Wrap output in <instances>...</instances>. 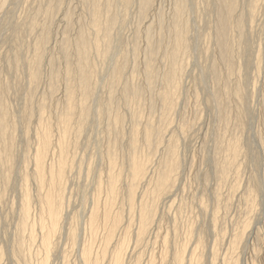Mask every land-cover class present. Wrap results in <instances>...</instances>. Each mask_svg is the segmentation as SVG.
Segmentation results:
<instances>
[{
	"label": "rangeland",
	"instance_id": "374dc122",
	"mask_svg": "<svg viewBox=\"0 0 264 264\" xmlns=\"http://www.w3.org/2000/svg\"><path fill=\"white\" fill-rule=\"evenodd\" d=\"M228 1L0 0V264H264V0Z\"/></svg>",
	"mask_w": 264,
	"mask_h": 264
},
{
	"label": "bare ground",
	"instance_id": "6f19581e",
	"mask_svg": "<svg viewBox=\"0 0 264 264\" xmlns=\"http://www.w3.org/2000/svg\"><path fill=\"white\" fill-rule=\"evenodd\" d=\"M97 1V0H96ZM143 1V3H147L148 2V0H142ZM150 2V1H149ZM142 3V4H143ZM97 4V3H96ZM141 4V5H142ZM149 4V3H148ZM147 6V5H146ZM96 7H97V5H96ZM145 7V6H144ZM225 8H226V10H225V12L223 13V14H221V21H220V29H223V27H224V25H225V22H226V20H227V17H228V15L230 14V12L232 11V9H233V0H229L226 4H225ZM96 11H98L97 9H95V12ZM224 30V29H223ZM221 32H223V31H221L220 30V33ZM176 34H179V33H176ZM224 34V33H223Z\"/></svg>",
	"mask_w": 264,
	"mask_h": 264
}]
</instances>
